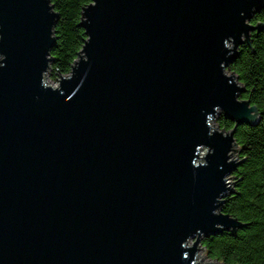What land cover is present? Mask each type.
<instances>
[{
  "label": "water",
  "instance_id": "obj_1",
  "mask_svg": "<svg viewBox=\"0 0 264 264\" xmlns=\"http://www.w3.org/2000/svg\"><path fill=\"white\" fill-rule=\"evenodd\" d=\"M261 9L90 0L51 85V1L0 0V264H224L198 242L250 223L220 206L247 158L234 130L264 112L227 65Z\"/></svg>",
  "mask_w": 264,
  "mask_h": 264
},
{
  "label": "trees",
  "instance_id": "obj_2",
  "mask_svg": "<svg viewBox=\"0 0 264 264\" xmlns=\"http://www.w3.org/2000/svg\"><path fill=\"white\" fill-rule=\"evenodd\" d=\"M58 13L54 26L55 40L50 48L52 74H67L86 39L84 28L77 25L81 20L82 7L90 0H50ZM260 21L263 28L251 33V48L244 41L227 68L233 71L245 90L240 94L249 99L260 112H264V9L254 13L251 22ZM84 39H82V38ZM255 125L240 124L234 130V139L244 148L238 152L241 161L232 176L242 177L233 186L234 191L220 206L225 213L238 220L250 222L235 230H223L203 236L202 246L212 259L224 264H264V113ZM220 128L231 130L234 122L222 113L216 119Z\"/></svg>",
  "mask_w": 264,
  "mask_h": 264
},
{
  "label": "rangeland",
  "instance_id": "obj_3",
  "mask_svg": "<svg viewBox=\"0 0 264 264\" xmlns=\"http://www.w3.org/2000/svg\"><path fill=\"white\" fill-rule=\"evenodd\" d=\"M58 79H59V76H56V75L54 76V75L52 74V69H51V67L49 66V67L47 68V70L45 71V74H44V80H45L48 84H51V85H57V83H58ZM205 151H206V149H203L201 153L204 154ZM229 177H233V176H232V173L229 175ZM194 240H195V238H192V239L190 240L189 244H192V243L194 242ZM198 243H199V245H200L201 247H203L200 241H199ZM203 248H204V247H203ZM206 256H207V255H206ZM207 257H208V256H207ZM208 258H209L210 260L218 261V260H216V259H212V258H210V257H208Z\"/></svg>",
  "mask_w": 264,
  "mask_h": 264
}]
</instances>
